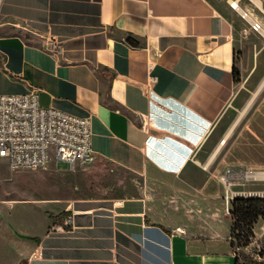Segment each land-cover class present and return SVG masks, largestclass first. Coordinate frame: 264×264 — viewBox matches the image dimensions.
Returning <instances> with one entry per match:
<instances>
[{
	"label": "crops",
	"instance_id": "obj_1",
	"mask_svg": "<svg viewBox=\"0 0 264 264\" xmlns=\"http://www.w3.org/2000/svg\"><path fill=\"white\" fill-rule=\"evenodd\" d=\"M234 13L211 0H4L0 94L38 88L44 107L90 118L92 163L143 180L138 197L68 200L69 168L20 172L58 193L15 201L31 210L8 264H236L231 201L264 198V102L216 166L183 177L236 96ZM2 167L0 214L16 204H3ZM220 169L245 177L226 187Z\"/></svg>",
	"mask_w": 264,
	"mask_h": 264
},
{
	"label": "rangeland",
	"instance_id": "obj_2",
	"mask_svg": "<svg viewBox=\"0 0 264 264\" xmlns=\"http://www.w3.org/2000/svg\"><path fill=\"white\" fill-rule=\"evenodd\" d=\"M211 1L224 14H229L230 10L235 12L229 16L233 19L236 28V40L241 48L240 67L237 69L236 96L228 113L214 125L209 137L195 151L190 166L183 174V177L192 183L202 171L219 163L226 148L237 140L241 131L250 123L264 102V39L251 30L249 23L242 18V13L239 10L230 6L236 0ZM241 5L243 10L252 11L254 7L248 0H242ZM242 7L240 8L242 9ZM227 134H229V142L225 144ZM247 149V147L244 148L246 151ZM2 161L5 180L2 191L4 205L10 206L17 200L28 201L58 193V191L52 190L50 178H46L44 175L21 176L20 172L23 171H11L7 162ZM243 161L246 162V160ZM54 163L57 170H68L63 162L52 159L45 168L24 170V172H40L51 167ZM220 170V172L223 171L221 174L224 176L226 170ZM236 176L241 179L245 177L244 174L232 172L231 178ZM64 179L66 183L64 193L68 200L89 197L105 199L138 197L142 192L143 185L142 179L128 172L119 169L112 170L95 163L78 164L75 170H69L65 173ZM34 194L37 196H32ZM30 210L29 206L17 205V203L12 207L3 208V212L0 214V222L2 223L0 229V264H8L11 260L12 252L9 247V240L12 235L11 232L14 231L13 226L23 222ZM262 222L263 220H261ZM256 228L259 230V226H255ZM241 235L242 232L236 230L233 237V250L238 257L239 264H264V236L257 237L255 234L251 244L244 246L242 240H238V236Z\"/></svg>",
	"mask_w": 264,
	"mask_h": 264
},
{
	"label": "built area",
	"instance_id": "obj_3",
	"mask_svg": "<svg viewBox=\"0 0 264 264\" xmlns=\"http://www.w3.org/2000/svg\"><path fill=\"white\" fill-rule=\"evenodd\" d=\"M236 1L242 7V0ZM248 1L254 7L241 16L264 39V0ZM52 159L69 170L95 161L91 119L44 107L38 88L24 95L0 94V162L5 160L11 171H24L45 168ZM231 177L227 169L221 178L226 187Z\"/></svg>",
	"mask_w": 264,
	"mask_h": 264
},
{
	"label": "trees",
	"instance_id": "obj_4",
	"mask_svg": "<svg viewBox=\"0 0 264 264\" xmlns=\"http://www.w3.org/2000/svg\"><path fill=\"white\" fill-rule=\"evenodd\" d=\"M236 79H238V70L235 71ZM231 215L234 220L232 228V247L234 246L233 237L236 230L242 232L241 236H238V240H242L244 246L251 244L255 238V226L261 221H264V198H235L232 202ZM69 213L65 212L55 217L50 214L52 221L58 219L64 220ZM263 255V254H262ZM236 264H239L237 257Z\"/></svg>",
	"mask_w": 264,
	"mask_h": 264
},
{
	"label": "bare ground",
	"instance_id": "obj_5",
	"mask_svg": "<svg viewBox=\"0 0 264 264\" xmlns=\"http://www.w3.org/2000/svg\"><path fill=\"white\" fill-rule=\"evenodd\" d=\"M232 7L235 8V9H237V10H239L242 14H243L244 11H245V10H242V9L240 8V5L238 4L237 1H236V2H235V1L232 2ZM247 177H254V176L249 175V176H247ZM256 177H258V175H257Z\"/></svg>",
	"mask_w": 264,
	"mask_h": 264
}]
</instances>
